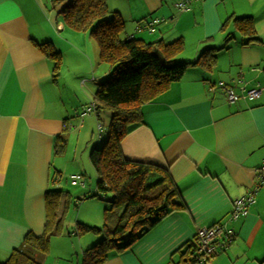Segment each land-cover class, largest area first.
I'll use <instances>...</instances> for the list:
<instances>
[{
	"label": "crops",
	"instance_id": "crops-1",
	"mask_svg": "<svg viewBox=\"0 0 264 264\" xmlns=\"http://www.w3.org/2000/svg\"><path fill=\"white\" fill-rule=\"evenodd\" d=\"M52 1L0 0V261L26 233L43 232L44 194L57 187L54 144L65 122L76 118L69 94L86 93L79 87H96L109 72L99 63L97 43L65 26L57 14L63 4L53 8ZM177 1L107 0L124 20L125 36L166 43L182 38L178 61L217 51L213 66H187L179 80L142 104V124L120 144L124 157L168 171L186 207L165 216L131 248L111 251L102 264L181 263L196 230L226 221L232 201L254 189L264 159V89L256 99L241 96L257 84L264 87V0H195L185 11ZM234 16H251L257 39L245 43L231 21L222 29ZM152 19L157 22L150 31L138 28ZM46 41L62 63L67 54L75 57L74 63L66 60L73 67L70 84L63 71L52 79V62L35 45ZM66 85L73 90L65 91ZM223 86L237 99L228 101ZM228 226L232 241L203 264H264V182L247 213ZM59 237L50 239L42 264L68 257L56 251L76 250L72 239Z\"/></svg>",
	"mask_w": 264,
	"mask_h": 264
},
{
	"label": "trees",
	"instance_id": "trees-1",
	"mask_svg": "<svg viewBox=\"0 0 264 264\" xmlns=\"http://www.w3.org/2000/svg\"><path fill=\"white\" fill-rule=\"evenodd\" d=\"M60 4L63 5L57 14L65 26L88 33L97 43L99 63L109 67L108 74L98 82L92 94L93 114L99 118L102 110L110 112L106 141L93 148L89 158L98 175L94 192L99 196L110 191L111 207L104 208L105 223L100 229L80 223L77 227L81 232L90 229L105 232V237L87 248L83 256V264H102L111 251L131 248L165 216L186 207L168 171L153 163L124 157L120 144L126 134L142 124V104L179 80L187 66L196 63L213 66L217 49L204 50L194 62L178 61L176 55L184 46L182 38L166 43L161 39L147 41L125 36L124 20L117 11L109 10L107 0L52 1L53 8ZM229 21L245 38V43L257 39L251 16L229 17L222 29ZM35 45L52 62L51 77L56 81L62 65L61 53L49 41ZM69 125L65 122L62 134L57 137L54 154L63 149V135L69 131ZM57 181L58 175H55L53 183ZM44 200L43 232L40 235L26 233L20 245L0 264H42L49 252L51 236L63 231V216L68 205L67 195L59 187L48 188ZM113 208H118L120 214L109 216ZM195 235L194 242L186 244L178 264H203L210 257L201 258L196 254Z\"/></svg>",
	"mask_w": 264,
	"mask_h": 264
},
{
	"label": "rangeland",
	"instance_id": "rangeland-1",
	"mask_svg": "<svg viewBox=\"0 0 264 264\" xmlns=\"http://www.w3.org/2000/svg\"><path fill=\"white\" fill-rule=\"evenodd\" d=\"M122 35H124V32ZM96 51H98L97 48ZM67 58L69 62L74 63L75 57L73 55L67 54L66 57L63 56V63L59 71L65 73V81L70 84L71 77H69L68 74L72 72L73 67L68 63L66 64ZM100 64L107 66V64L101 62ZM102 80L103 76L97 79V83ZM79 88L85 89L86 93L79 94L78 97H76L72 95V85H66L65 87V91L71 92L68 97V102H70L72 108L73 118L76 117L70 126H75L74 128H69V131L63 135V149L54 154V170L58 172V181L56 185L62 190L64 195H67L68 205L63 216L62 233L52 235L51 238H60L59 235H66L68 236V241L71 242L72 239L75 246H77L76 250L70 249L69 252L64 250L59 252L56 251L57 253L63 254V256H68L67 258L61 257L59 259V264H76V259L79 264H83L84 251L104 238L105 232L93 229L81 232L77 229L78 223L91 228L100 229L105 223L104 208H110L112 201V193L110 191L103 192L99 196H96V191L94 192V190H96L98 175L89 158L91 150L95 147H100L106 141L110 112L108 110H102L99 118L93 113H88L80 117L79 115L82 109L92 102V94L95 90V86L89 88V86L86 85L85 88L83 86ZM74 112L76 113L73 114ZM80 121L83 125H81L79 129H76V125L79 124ZM57 143H59V141H57ZM72 174H80L84 181V185H72L70 183V175ZM150 176L153 175L151 174ZM110 211L112 212H110L111 214H109V216L112 214H120L118 208H113ZM107 225L111 226L112 223L107 222ZM79 239L81 240L82 248L77 242ZM51 264H53L52 260Z\"/></svg>",
	"mask_w": 264,
	"mask_h": 264
},
{
	"label": "built area",
	"instance_id": "built-area-1",
	"mask_svg": "<svg viewBox=\"0 0 264 264\" xmlns=\"http://www.w3.org/2000/svg\"><path fill=\"white\" fill-rule=\"evenodd\" d=\"M192 1L195 0H178L176 7L179 11H185L189 9ZM157 19L147 21L139 29L151 30ZM226 97L228 101H234L237 99V95L233 92L230 87H224ZM264 89L261 85H255L243 91L242 97L247 99H256L260 96L261 91ZM88 113H95V104L93 101L84 107L80 113V117ZM100 126V125H99ZM101 128V126H100ZM255 175L257 177V183L253 190H249L246 194L238 197L232 201L230 213L228 219L222 223L213 224L207 227H201L196 230L195 241H196V254L200 255L201 258L209 257L216 254L218 251L225 250L227 245L232 241L235 232L228 226V223L236 219L237 217L244 216L247 213L248 206L254 201V193L264 182V159L261 165L256 169ZM70 183L72 185L82 184L83 180L80 174L70 175Z\"/></svg>",
	"mask_w": 264,
	"mask_h": 264
}]
</instances>
